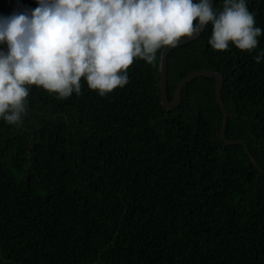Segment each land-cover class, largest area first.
<instances>
[{
    "label": "trees",
    "instance_id": "16d2710c",
    "mask_svg": "<svg viewBox=\"0 0 264 264\" xmlns=\"http://www.w3.org/2000/svg\"><path fill=\"white\" fill-rule=\"evenodd\" d=\"M37 6L0 0V15ZM247 6L264 29V0ZM211 32L170 50L168 96L221 73L226 136L264 168V35L215 51ZM160 53L104 97L83 78L63 100L29 85L22 125L0 119V264H264V172L222 139L214 77L163 105Z\"/></svg>",
    "mask_w": 264,
    "mask_h": 264
},
{
    "label": "clouds",
    "instance_id": "9594fccd",
    "mask_svg": "<svg viewBox=\"0 0 264 264\" xmlns=\"http://www.w3.org/2000/svg\"><path fill=\"white\" fill-rule=\"evenodd\" d=\"M34 9L0 15V119L20 127L29 85L57 99L81 94V80L104 97L129 83L134 59L152 65L159 50L212 25L215 51L251 52L264 29L248 0H37ZM195 21V23H194ZM264 57L256 56L257 63Z\"/></svg>",
    "mask_w": 264,
    "mask_h": 264
},
{
    "label": "water",
    "instance_id": "95a60500",
    "mask_svg": "<svg viewBox=\"0 0 264 264\" xmlns=\"http://www.w3.org/2000/svg\"><path fill=\"white\" fill-rule=\"evenodd\" d=\"M205 29V28H204ZM201 29L199 33L194 35L192 38H185L183 41L179 44H184L186 42H189L199 36L201 32L204 30ZM172 48L164 51L161 50L160 53V60H159V72H160V87H161V95H162V103L167 109H172L175 108L181 101V96H182V90L183 88L190 82L192 81L195 77L200 76V75H205V76H211L216 79V96L217 100L219 102L220 108L223 111V125H222V130H221V137L222 139L227 143V144H232V143H238L241 142L244 144L251 160L254 162V164L259 168L261 172H264V168H262L257 160L255 159L254 155L251 153L248 145L240 139H229L226 136V129H227V123H228V110L225 106V102L222 97V87L224 84V77L221 73L218 71H214L208 68H201L192 71L188 75H186L182 80H180L177 84V87L174 92V96L172 99L169 98L168 96V91H167V80H168V73H167V61H168V55L169 52Z\"/></svg>",
    "mask_w": 264,
    "mask_h": 264
}]
</instances>
